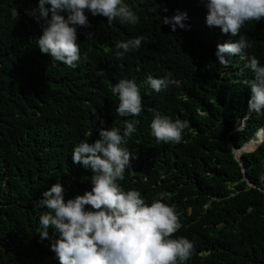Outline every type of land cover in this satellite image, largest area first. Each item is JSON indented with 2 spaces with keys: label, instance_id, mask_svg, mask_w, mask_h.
<instances>
[{
  "label": "trees",
  "instance_id": "trees-1",
  "mask_svg": "<svg viewBox=\"0 0 264 264\" xmlns=\"http://www.w3.org/2000/svg\"><path fill=\"white\" fill-rule=\"evenodd\" d=\"M124 2L139 22L109 23L86 13L91 27L78 28L81 59L70 68L37 45L44 21L25 10L37 8L38 0H0V264H59L50 241L39 236L47 210L35 202L55 183L66 189L65 200L90 191L92 173L72 163L73 149L99 139L101 127L123 134L125 120L138 121L126 138L136 158L119 183L149 204L169 194L164 202L182 224L173 238L194 246L186 264H264V141L252 151L264 139V129L253 138L264 111L248 112L251 89L243 81L254 73L247 61L226 55L225 67L215 55L218 44L239 37L207 26L199 0ZM178 12L187 13L185 29L173 33L160 24ZM89 31L94 38L86 40ZM141 35L139 49L116 56L118 41ZM240 35L251 44L246 54L264 66V20L247 21ZM148 75L175 83L156 92L145 83ZM121 79L140 87L138 116L117 114L119 98L111 89ZM156 113L188 122L181 142L155 139ZM246 142L240 166L234 150Z\"/></svg>",
  "mask_w": 264,
  "mask_h": 264
},
{
  "label": "clouds",
  "instance_id": "clouds-1",
  "mask_svg": "<svg viewBox=\"0 0 264 264\" xmlns=\"http://www.w3.org/2000/svg\"><path fill=\"white\" fill-rule=\"evenodd\" d=\"M199 2L207 9V26L219 28L224 35L239 37L218 44L215 55L225 67L229 65L226 55L240 56L247 61L245 67L254 73V78L243 81L251 89L248 107L251 112L261 113L264 111V66L255 56L246 54L251 44L240 35V29L247 21L264 20V0ZM25 11L37 22L44 21L42 35L37 40L41 53L70 68H76L81 59L78 28L91 27L86 13L106 17L109 23L117 19L132 25L139 22L138 15L124 0H38L37 8ZM12 15H19L17 9H12ZM187 19L186 12H178L172 17H163L160 24L170 25L174 33L177 27L186 28ZM84 35L86 40L94 38L91 31ZM144 39L141 35L118 41L116 56L121 58L139 49ZM145 83L160 92L175 81L170 76L148 75ZM111 91L118 95L116 111L120 117L140 114L142 97L134 80L121 79ZM136 123L125 120L123 134L116 127H101L99 139L93 143L81 141L74 147L72 163L92 173L90 191L65 200L66 189L61 183H55L43 191V199L35 202L36 207L47 210L39 217V236L41 241H50V250L59 264H186L191 258L193 243L183 236L173 238L182 224L177 211L164 202L169 194L160 193L149 204L139 191H125L119 183L126 172H133L131 160L136 156L127 146L126 138L135 132ZM243 126L241 121L237 129ZM187 127V121L173 120L160 113H156L150 125L155 139L164 143L181 142ZM261 129L264 125L253 138Z\"/></svg>",
  "mask_w": 264,
  "mask_h": 264
},
{
  "label": "water",
  "instance_id": "water-1",
  "mask_svg": "<svg viewBox=\"0 0 264 264\" xmlns=\"http://www.w3.org/2000/svg\"><path fill=\"white\" fill-rule=\"evenodd\" d=\"M251 141H252V140H251ZM251 141H249V142H251ZM249 142L243 144V146H241L240 149H242V148H243L246 144H248ZM257 146H258V144L256 145V147H257ZM243 153H244V152H241V153L239 154V157H236L235 154H234V158H235V160L239 163L240 166H242L241 156H242ZM244 179L247 181V183L251 184V183L249 182V180H248V178H247L246 175H244Z\"/></svg>",
  "mask_w": 264,
  "mask_h": 264
},
{
  "label": "bare ground",
  "instance_id": "bare-ground-1",
  "mask_svg": "<svg viewBox=\"0 0 264 264\" xmlns=\"http://www.w3.org/2000/svg\"><path fill=\"white\" fill-rule=\"evenodd\" d=\"M261 141H262V140H261ZM253 149H254V148H253ZM253 149H252V150H253ZM236 151L238 152V150H235V151H234V154H235L236 157H239V154H240L241 152H244V151H247V150H245V146H244L242 149L239 150V152H240L239 154L236 153Z\"/></svg>",
  "mask_w": 264,
  "mask_h": 264
},
{
  "label": "rangeland",
  "instance_id": "rangeland-1",
  "mask_svg": "<svg viewBox=\"0 0 264 264\" xmlns=\"http://www.w3.org/2000/svg\"><path fill=\"white\" fill-rule=\"evenodd\" d=\"M248 111H250V110H248ZM236 153H238L237 151H236ZM239 154V153H238Z\"/></svg>",
  "mask_w": 264,
  "mask_h": 264
}]
</instances>
